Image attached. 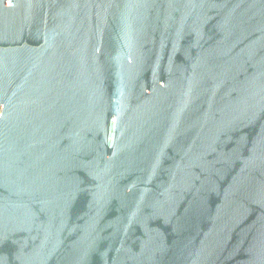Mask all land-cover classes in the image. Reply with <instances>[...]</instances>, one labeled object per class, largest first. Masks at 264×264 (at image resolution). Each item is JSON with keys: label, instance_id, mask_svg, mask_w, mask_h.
Segmentation results:
<instances>
[{"label": "water", "instance_id": "1", "mask_svg": "<svg viewBox=\"0 0 264 264\" xmlns=\"http://www.w3.org/2000/svg\"><path fill=\"white\" fill-rule=\"evenodd\" d=\"M0 264H264V0H0Z\"/></svg>", "mask_w": 264, "mask_h": 264}]
</instances>
